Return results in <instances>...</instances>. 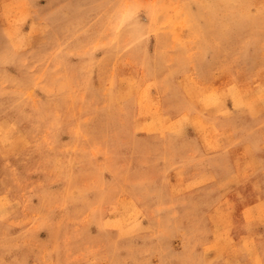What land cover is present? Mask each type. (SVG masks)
Returning a JSON list of instances; mask_svg holds the SVG:
<instances>
[{"label":"rangeland","instance_id":"rangeland-1","mask_svg":"<svg viewBox=\"0 0 264 264\" xmlns=\"http://www.w3.org/2000/svg\"><path fill=\"white\" fill-rule=\"evenodd\" d=\"M0 264H264V0H0Z\"/></svg>","mask_w":264,"mask_h":264}]
</instances>
